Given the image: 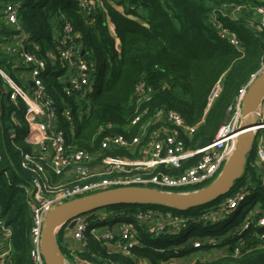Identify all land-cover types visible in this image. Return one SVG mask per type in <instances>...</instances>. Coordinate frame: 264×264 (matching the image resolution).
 I'll return each mask as SVG.
<instances>
[{"label": "trees", "instance_id": "1", "mask_svg": "<svg viewBox=\"0 0 264 264\" xmlns=\"http://www.w3.org/2000/svg\"><path fill=\"white\" fill-rule=\"evenodd\" d=\"M14 1L19 3V26L28 37L22 42L27 52L43 58L47 52L54 53L55 31L61 28L62 23L68 22L80 35L83 47L94 63L91 94L85 102H77V106L82 105L84 110L87 107L89 110L81 114L74 135L67 134V139L79 148L89 149V141L99 124H120L130 117L134 88L139 81L156 88L150 104L152 108L172 110L181 115L188 125L195 126L187 148H202L212 142L226 122L227 109L264 58V29L255 30L250 25L253 14L243 10L235 18L231 16L233 7L264 5V0H96L98 9L90 15L81 11L77 0H0V69L4 66L2 70L21 86L24 80L17 76L22 73L21 68L13 69L10 65L20 60L19 55L3 47L18 35L13 30L15 27L3 20L2 13L5 4ZM214 10L217 21L237 35L239 48L218 36L211 24ZM14 73L17 75L14 76ZM63 74V70L56 65L42 76L48 94L58 107H62L61 99L65 97L63 85L58 81ZM217 83L220 84V92L208 108V97ZM1 86L0 78V213L12 229L11 264H32L28 238L31 216L26 196L17 186L30 177L20 166V152L30 150L22 141L25 128L16 131L14 140L10 138L8 115L12 106ZM70 104L75 110L76 102L71 101ZM20 106L23 105L20 103ZM6 107L9 113L5 119ZM16 117L21 122V114ZM254 161L255 144L248 153L243 177L229 195L205 206L180 212L158 205H116L98 210L96 215H87L90 224L98 226L92 219L96 220L109 211L128 215L138 211L156 212L159 216L167 214L183 221L180 234L177 233L182 236L181 231L186 230L181 242L197 232L201 234L198 237L203 243L201 248L195 249L189 242L184 248L172 249L170 246L174 243L180 244L179 239L169 244L167 241L151 242L145 233L146 226L135 225L139 245L133 247L130 257L109 253L101 242L86 232L79 258L93 264H141V261L168 264L170 259L182 258L190 251L206 253V249L214 247L222 248L223 254L207 260L197 259L191 264H264V242L259 239L263 229H254L251 225L246 230H240L245 220L231 226L229 233L225 228L218 231L207 228V225L228 223L230 218L238 215L248 199L259 203L254 221L264 215V190L261 187L264 171L252 167ZM241 188H244L246 197L234 210L228 211L219 206L223 199ZM214 205V212L207 210ZM102 210H107V213H98ZM117 222L107 219L104 224L112 229ZM64 228L66 226H62L59 233ZM164 235L172 236L169 233ZM206 237L213 239L214 243H204ZM236 247L240 252L234 256ZM189 248L192 250H186ZM60 250L63 254V247Z\"/></svg>", "mask_w": 264, "mask_h": 264}, {"label": "built area", "instance_id": "2", "mask_svg": "<svg viewBox=\"0 0 264 264\" xmlns=\"http://www.w3.org/2000/svg\"><path fill=\"white\" fill-rule=\"evenodd\" d=\"M77 1L86 15L93 14L98 9L96 0ZM18 8L19 3L15 1L4 6L3 20L14 26L13 30L18 33L11 42L13 45L10 43L4 49L18 53L20 60L7 64L13 69L21 68L19 78L24 80L25 86L19 85L2 69L0 78L3 94L12 106V111H8L10 138L14 140L16 131L25 128L22 141L30 150L20 152V166L30 177L17 186L26 196L31 216L28 238L29 259L32 264H45L40 249L42 227L46 215L58 205L122 187L151 188L165 193H191L218 177L224 164L236 150L245 96L252 82L264 74V58L227 109L226 122L219 128L212 142L202 148H187L195 126L188 125L181 115L172 110L152 108L150 104L155 90L142 81L135 85L130 117L120 124H99L91 136L89 149L79 148L67 139V134L74 135L81 114L89 110L88 107L84 110L82 105L77 106V102H85L91 94L94 63L89 59V52L84 49L80 35L68 22L62 23L61 28L55 31L54 53L47 52L43 58L27 52L22 42L28 37L19 26ZM243 10L253 14V20L250 19L253 29H264V5L233 7L231 16L235 18ZM211 24L221 39L235 48L240 47L237 35L217 21L215 10L211 15ZM56 65L64 72L58 77L65 95L61 99L62 107H58L48 94L42 79L48 69ZM219 92L220 84L217 83L208 97V108ZM71 101L76 102L75 110ZM18 113L21 114V122L16 117ZM257 117L259 122L254 130L255 161L251 166L264 171V114L260 109ZM261 187L264 190V175ZM245 197L244 188H241L223 199L219 206L232 211ZM257 213L250 212L240 230H246L251 225L254 229H263L259 239L264 242V215L254 221L253 217ZM87 215L96 214L93 212ZM87 215L76 218L71 230L73 239L82 242L86 232H89L109 253H120L126 257H130L133 247L139 245L135 225H145L146 234L159 237L164 233H179L183 223L173 216H159L150 211H138L131 215L109 211L96 218L98 226H92ZM107 219L118 221L114 224L120 226L118 234L106 228L104 223ZM174 228L176 229L173 230ZM191 240L189 242L193 248L203 246L200 240ZM203 240L207 245L214 243L209 237ZM239 252L240 249L236 247L234 256ZM12 254V229L6 225L0 213V264H11Z\"/></svg>", "mask_w": 264, "mask_h": 264}, {"label": "water", "instance_id": "3", "mask_svg": "<svg viewBox=\"0 0 264 264\" xmlns=\"http://www.w3.org/2000/svg\"><path fill=\"white\" fill-rule=\"evenodd\" d=\"M263 99L264 74H261L252 82L245 96L236 150L226 161L218 177L209 185L195 192L182 194L165 193L151 188L122 187L80 197L52 209L46 215L42 227L40 249L44 263L67 264L57 245L56 232L61 226L72 230L76 218L80 216L116 205H158L185 212L229 195L236 181L244 175L247 156L255 141L254 130L259 122L257 111Z\"/></svg>", "mask_w": 264, "mask_h": 264}, {"label": "rangeland", "instance_id": "4", "mask_svg": "<svg viewBox=\"0 0 264 264\" xmlns=\"http://www.w3.org/2000/svg\"><path fill=\"white\" fill-rule=\"evenodd\" d=\"M4 46H6L5 44L3 45V47ZM1 68L2 69H5L4 68V66H1ZM21 73H18V75H17V73H14V76H19ZM23 86H25V85H23ZM259 109L262 111V113L264 114V102H263V104H262V106H260L259 107ZM7 115H8V107H6V110H5V113H4V117H5V119L7 118ZM236 183H237V181H236ZM235 183V184H236ZM210 183H208L207 185H209ZM207 185H205V186H207ZM204 186V187H205ZM234 186H236V185H234ZM233 190V189H232ZM231 190V191H232ZM213 207H215V205L214 206H210V207H208L207 208V210H209V209H211L210 210V212H214V209H212ZM258 207H259V203H258V201L257 200H250V199H248L243 205H242V207L240 208V211H239V213H238V215L235 217V218H230L229 219V222L228 223H221V224H216V225H207V228H208V230L209 231H218V230H220L221 228H225V231H227V233H229L230 232V230H231V226H236L237 224H240L242 221H244L245 219H246V217H247V215L250 213V212H257L258 211ZM204 210H206V209H204ZM98 213H104V214H106L107 213V210H102V211H99ZM108 218V217H107ZM92 222H94V223H96V220L95 219H92ZM176 228H174L173 230H175ZM180 234V233H179ZM179 234H177V235H172V236H170V235H164V236H161V237H157L156 235H147L148 236V239H149V241H151V242H156V241H162L163 243L164 242H168V244L169 243H173V242H175L177 239H179V240H177V241H179V243L180 244H176V243H174V245L173 246H170L171 248H173V249H177V248H184V247H186V243H189V240H191V241H194V239H196V240H198L199 238H200V235L201 234H198L197 232H193L191 235H189L187 238H188V240L187 239H185V242H181V240L183 239V236L186 234V230H182L181 231V235L182 236H180ZM205 236H208V235H205ZM180 237V238H179ZM199 237V238H198ZM210 237V236H209ZM222 237V236H221ZM221 237H219V239H222ZM186 250H192L191 248H189V249H186ZM205 251H208V252H206L207 254L208 253H210L211 255H210V257L208 258V259H210L211 257H213V258H217V257H219L220 255H222L221 253H222V251H223V249L222 248H214L213 247V249H206ZM200 253H199V251L198 250H193V251H190L186 256H184V257H182L181 259H179V260H181L183 263H189V262H191L197 255H199ZM178 259V258H177Z\"/></svg>", "mask_w": 264, "mask_h": 264}, {"label": "crops", "instance_id": "5", "mask_svg": "<svg viewBox=\"0 0 264 264\" xmlns=\"http://www.w3.org/2000/svg\"><path fill=\"white\" fill-rule=\"evenodd\" d=\"M116 9L118 11H120V8L119 7H116ZM10 44V43H9ZM8 44V45H9ZM10 45H13V43H11ZM264 101H262L261 105L263 104ZM61 227H59L57 229V232H56V241H57V245L58 247L61 249L63 247V258H64V261L67 263V264H93V263H89V262H86L84 260H81L79 258V253L83 250L84 248V245L82 242H79V241H76L73 239L72 237V231L64 228L63 231H61V233H59V230H60ZM107 228V227H106ZM112 230L115 232V233H119L120 232V226L116 225V226H113L112 227ZM59 233V234H58ZM164 234H168V233H164ZM164 234L160 235L159 237L161 236H164ZM59 241V243H58ZM171 249V248H169ZM173 249V248H172ZM224 251H222L221 254H223ZM200 254L197 255L191 262L189 263H186V264H191L193 263L195 260L197 259H201V260H207L210 255L205 253V252H199ZM181 258H173V259H170L168 261V264H185L183 263L181 260H179ZM141 264H147L146 262L144 261H141Z\"/></svg>", "mask_w": 264, "mask_h": 264}]
</instances>
